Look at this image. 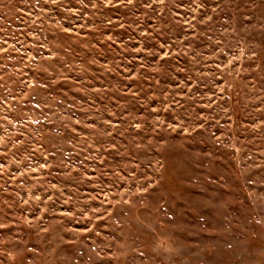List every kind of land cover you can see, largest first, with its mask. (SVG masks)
Returning <instances> with one entry per match:
<instances>
[{
	"label": "rangeland",
	"instance_id": "rangeland-1",
	"mask_svg": "<svg viewBox=\"0 0 264 264\" xmlns=\"http://www.w3.org/2000/svg\"><path fill=\"white\" fill-rule=\"evenodd\" d=\"M0 264H264V0H0Z\"/></svg>",
	"mask_w": 264,
	"mask_h": 264
}]
</instances>
